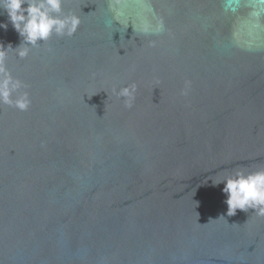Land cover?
Masks as SVG:
<instances>
[{"label":"water","instance_id":"obj_1","mask_svg":"<svg viewBox=\"0 0 264 264\" xmlns=\"http://www.w3.org/2000/svg\"><path fill=\"white\" fill-rule=\"evenodd\" d=\"M62 10L23 58L0 10V264H264V215L213 184L264 167V0Z\"/></svg>","mask_w":264,"mask_h":264},{"label":"clouds","instance_id":"obj_2","mask_svg":"<svg viewBox=\"0 0 264 264\" xmlns=\"http://www.w3.org/2000/svg\"><path fill=\"white\" fill-rule=\"evenodd\" d=\"M63 0H0V10L6 14L8 22L21 37V42L13 48L18 50L19 57L28 54V45L37 46L45 42L55 33L57 36L73 35L80 19L73 13H63ZM7 23H0V28H7ZM21 45H25L21 47ZM3 53L0 52V60ZM8 81L0 85L4 102H8ZM135 86L121 88L118 95L125 97L126 107H131ZM25 108L26 104H20ZM223 183L222 192L226 194L228 216L236 214L237 210L248 212L249 209L264 215V167L253 170L236 168L223 178L213 182Z\"/></svg>","mask_w":264,"mask_h":264}]
</instances>
